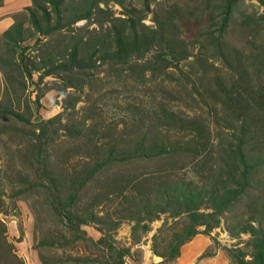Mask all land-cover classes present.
<instances>
[{
	"label": "rangeland",
	"instance_id": "rangeland-1",
	"mask_svg": "<svg viewBox=\"0 0 264 264\" xmlns=\"http://www.w3.org/2000/svg\"><path fill=\"white\" fill-rule=\"evenodd\" d=\"M4 1L0 0V6ZM16 1L26 4L6 13L13 22L22 19L19 11L24 12V7L31 4V0ZM223 1L124 0L121 5L114 0H84L87 5L108 7L113 17H124L127 10L135 9L138 27L154 26L156 13L177 4L189 15L184 20L176 16L173 25L174 33L181 38L175 41L185 58L165 67L156 60L152 49L124 64L109 58L101 60L97 58L100 54H96L97 60L87 62L72 74L62 70L44 74L46 67L32 69L28 76L13 67L10 81L6 82L0 62V102L22 115L15 118L0 110V219L6 225L7 238L25 264H118L120 252L124 254L122 264H236L227 248L249 253L250 235L241 231V225L250 215L247 203L255 193L252 190L223 213L217 227L206 232L204 226H199L200 232L182 244L173 258L167 254L174 233L186 222L185 214L172 216L163 212L149 219L145 212L135 214L131 199L105 195L116 178L142 172L157 174V170L174 164L181 167L178 176H207L206 166H198L185 154L174 162L155 158L118 161L104 167L82 186L71 203L74 213L86 215L92 209L99 215L96 223L81 224L80 230L74 222L63 218L65 209L40 184L50 171L61 177L66 189L72 174L83 168L94 145L106 148L113 141L116 145H134L142 133H146L148 140L158 135L169 145H197L187 141L191 133L187 121L169 131L159 130L154 115L162 113L161 106L182 118L196 117L202 121L206 137L203 145H227L232 129L224 124L221 106L216 103L219 96L213 91L218 88L217 78L229 86L242 65L248 67L254 85L264 84V0H234L223 33L227 60L213 56L205 41L208 33L219 32ZM68 5L66 15L72 16L73 1H68ZM190 9L200 12L195 22L199 28L190 22ZM210 10L213 13L207 18ZM93 18L92 15L90 20L80 19L49 36L31 29L33 35L23 42L28 46L25 55L35 61L44 56L49 62L52 53L58 59V50L80 38L99 41L108 22L101 28ZM47 39H54L55 46L48 48ZM16 58L21 60L20 53ZM45 120L48 121L41 133ZM42 167L48 170L45 175ZM261 177L264 180V168L259 170L258 179ZM125 194L130 195L129 188ZM103 235L105 247L94 242ZM112 245L115 250L110 251ZM154 254L162 259H155ZM246 258L250 256L247 254Z\"/></svg>",
	"mask_w": 264,
	"mask_h": 264
},
{
	"label": "trees",
	"instance_id": "trees-1",
	"mask_svg": "<svg viewBox=\"0 0 264 264\" xmlns=\"http://www.w3.org/2000/svg\"><path fill=\"white\" fill-rule=\"evenodd\" d=\"M68 1L70 0H31V4L24 7V12L19 11V15L23 16L22 19L15 20L1 33V72L6 82L10 81V69L13 67L21 69L23 73L27 72L28 76H31L32 69L41 70L46 67L44 74L54 73L57 70L72 74L82 69L87 62L94 60L96 54H100L101 57L97 56V58L101 60L109 58L115 63L124 64L133 56H143L152 49L155 51L156 60L162 62L164 67L185 58L184 51L175 41L181 38L174 33L173 25L176 16L184 20L189 15L181 11L180 7H176L177 4L172 5L168 10L162 8L156 13L154 26L141 24L138 27L139 21L137 22L135 17L137 13L134 12L135 9L127 10L124 17H113V12L108 7L103 8L97 4L87 5L84 0H72L73 14L67 16L66 12L70 9ZM114 1L122 5L124 0ZM223 2L219 32L216 35L208 33L205 41H208L214 52L213 56L227 60L223 33L234 0ZM191 9L190 22L199 28L195 22L201 16L200 12L198 9ZM212 13L213 11L210 10L207 18H210ZM92 15L101 28L104 27V22H108L103 28L105 34H100L99 41L91 42L90 38H80L58 50L57 53L61 56L58 59L56 54L52 53L53 57L49 62L45 61L44 56L35 61L25 55L28 46L23 42L33 35L31 29L32 32H41L45 36L54 35L62 27L80 19L90 20ZM100 16L104 19H100ZM37 39L40 40V37ZM52 40L45 41L48 48L55 46L54 39ZM55 40L57 41L58 38ZM19 53L20 61L16 58ZM201 62L203 63L202 59ZM235 74L229 86H225L217 78L218 88L213 91L219 96L216 103L221 106V118L227 128L232 129L227 145H203L206 137L202 121L196 117L182 118L174 110L161 106L162 113L154 115L159 130L162 128V131H169L187 121L191 129L187 141L196 142L197 145H169L167 140H163L164 138L158 135L148 140L146 133H142L134 141V145H116V141L106 148L94 145L83 161V168L72 174L70 186L66 189L59 175L48 172L42 167L44 175L47 172L48 175L44 181H40V184L46 187L50 197L65 209L63 218L74 222L77 230H80L81 224L97 222L99 215L92 209L86 211V215H81L72 212L70 206L82 186L98 175L104 167L118 161H147L155 158L174 162L176 157L185 154L192 162H198V166H206L207 176L196 175L197 179L178 176L177 170L181 167L174 164L165 170H157V174L142 172L125 177L127 179L116 178L112 188L109 187L105 195L117 194L131 199L136 208L135 214L145 212L149 219L163 212H169L172 216L185 214L186 222L174 233L167 254L173 258L179 254L182 244L200 232L199 226H204L206 232L217 227L223 213L242 195L252 190L255 193L247 203L250 215L241 225V231L250 235L247 242L250 251L247 253L240 248L226 250L236 264H264V180L262 177L258 179L259 170L264 168V84H253L247 66L242 65ZM213 105L216 108V104ZM0 110L15 118L22 117L15 109L2 102H0ZM47 121L41 123V133H44V123ZM211 160H215V163H211ZM172 174L176 176L172 177ZM127 188L130 195L125 194ZM105 241L103 235L94 242L105 247ZM114 248L112 245L108 249L112 251L115 250ZM247 254L250 258H246ZM123 255L120 252L118 264L123 263ZM0 264H25L16 253L14 244L7 238L6 225L1 219Z\"/></svg>",
	"mask_w": 264,
	"mask_h": 264
},
{
	"label": "crops",
	"instance_id": "crops-1",
	"mask_svg": "<svg viewBox=\"0 0 264 264\" xmlns=\"http://www.w3.org/2000/svg\"><path fill=\"white\" fill-rule=\"evenodd\" d=\"M16 0H5L4 3L0 6V32H3L7 29L12 23L13 20L10 16H6V13H9L13 10L21 9L22 5L16 4Z\"/></svg>",
	"mask_w": 264,
	"mask_h": 264
},
{
	"label": "water",
	"instance_id": "water-1",
	"mask_svg": "<svg viewBox=\"0 0 264 264\" xmlns=\"http://www.w3.org/2000/svg\"><path fill=\"white\" fill-rule=\"evenodd\" d=\"M153 256H154V258L157 259V260H161V259H162V257L159 256V255H155V254H154Z\"/></svg>",
	"mask_w": 264,
	"mask_h": 264
}]
</instances>
